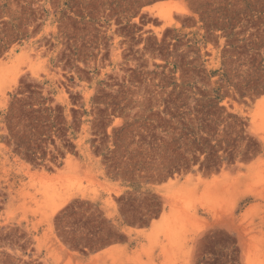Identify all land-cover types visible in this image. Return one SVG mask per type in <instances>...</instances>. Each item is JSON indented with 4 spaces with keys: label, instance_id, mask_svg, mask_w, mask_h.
Listing matches in <instances>:
<instances>
[{
    "label": "rangeland",
    "instance_id": "obj_1",
    "mask_svg": "<svg viewBox=\"0 0 264 264\" xmlns=\"http://www.w3.org/2000/svg\"><path fill=\"white\" fill-rule=\"evenodd\" d=\"M263 96L264 0H0V264H264Z\"/></svg>",
    "mask_w": 264,
    "mask_h": 264
},
{
    "label": "bare ground",
    "instance_id": "obj_2",
    "mask_svg": "<svg viewBox=\"0 0 264 264\" xmlns=\"http://www.w3.org/2000/svg\"><path fill=\"white\" fill-rule=\"evenodd\" d=\"M169 4V3H168ZM165 4L163 5H155L153 7H148V8H145L144 10H148L150 12H157V13H162V11H160L161 9V6L164 7ZM264 110V96L261 97L260 99L257 100L256 102V105H255V108L253 110H251V115L254 119H256L258 116H260L262 114V111ZM171 186L173 184H170ZM164 186V185H163ZM166 187V186H164ZM163 187V188H164ZM170 187V186H169ZM174 187V186H173ZM71 200V198L67 199L63 204H61L60 206H58L55 210H53V212L49 215L48 218H52L67 202H69ZM173 206V205H172ZM51 220V219H49ZM163 220H165V217H163ZM140 233V231H139Z\"/></svg>",
    "mask_w": 264,
    "mask_h": 264
},
{
    "label": "crops",
    "instance_id": "obj_3",
    "mask_svg": "<svg viewBox=\"0 0 264 264\" xmlns=\"http://www.w3.org/2000/svg\"><path fill=\"white\" fill-rule=\"evenodd\" d=\"M156 4H152V5H148L147 7L141 5L140 8L142 7V9L144 10L145 8H148V7H153L155 6ZM145 11V10H144ZM153 225L154 223L151 221L148 225H145V226H134V227H130L131 229L135 230V231H145V232H149L152 228H153ZM118 244H114V245H110L109 247H107L106 249H104V251L114 247V246H117ZM123 246V244H121Z\"/></svg>",
    "mask_w": 264,
    "mask_h": 264
}]
</instances>
